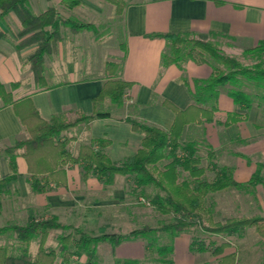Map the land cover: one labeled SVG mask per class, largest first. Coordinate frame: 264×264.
Instances as JSON below:
<instances>
[{
    "label": "trees",
    "instance_id": "obj_1",
    "mask_svg": "<svg viewBox=\"0 0 264 264\" xmlns=\"http://www.w3.org/2000/svg\"><path fill=\"white\" fill-rule=\"evenodd\" d=\"M29 1L0 0V17L10 11L17 16L21 24V29L15 35L17 48L36 44L35 50L25 58V63L33 74L35 84L43 88L47 86L43 73L45 56L57 51V45L65 33L63 29L78 33L82 30H93L94 25L82 22L72 15L63 16L55 7L34 13L27 5ZM106 1L114 6L117 14H122L126 7L125 0ZM80 3L81 0H60V4L68 10L76 8ZM163 36L167 41V48L161 55L164 66L174 63L182 68L187 60H191L196 64L209 65L211 73L207 78L194 79L193 88L183 78L192 99L185 108L179 109L172 102L163 100V104L174 112L169 128L163 129L129 117L125 118L132 130L142 134L136 152L125 162L112 160L105 153L103 148L107 144L106 139L95 138L81 144L77 154H72L68 149L71 138L60 139L62 132L82 123L88 124L97 117L107 115V112L78 113L68 119L53 115L44 119L29 96L15 100L12 93L0 82V101L4 105L12 106L28 133L26 138L17 139L12 145L3 148L9 173L0 178V205L2 194H8L9 185L16 180V157L20 150V155L27 165L30 187L35 192H44L61 184L67 165L77 164L81 166L83 180L92 175L108 184L115 175H120L131 177L136 189L148 186L156 188L157 191L147 197V203L160 214H172L173 220L158 227L143 225L126 232L89 234L72 224L61 223L55 217H29L23 224L9 223L0 226V237L12 235L19 246V251L14 253L8 245L0 243V264H56L58 258L59 264H101L95 259L96 247L100 242L107 241L115 248L123 242L158 231L169 233L173 240L179 233L192 227H200L210 234L239 237L243 236L248 228H253L256 234L264 239V215L232 216L224 218L223 221H214L211 207L206 205L208 194L229 187L240 190L254 188L253 185L262 182L258 170L246 181H239L232 176V168L220 166L216 176L208 180L204 177L208 166H203L200 158L196 156L195 142L184 143L181 139L186 124L214 120V115L219 110L218 99L223 92L231 98L237 110L225 112L223 120L218 122L222 126L246 121L253 105L264 106V39L244 50V55L258 60L246 65L235 56L224 53L211 41L174 33ZM209 60L216 65L211 64ZM115 66L114 62L105 64L106 79L93 99L95 105L104 99L121 105L127 98L132 83L114 77ZM17 85L18 83L14 82L11 87L14 89ZM247 86L256 91L250 92L246 89ZM207 158L210 160L209 167L216 169L218 164L212 160L213 148H209ZM164 159H167V162L159 167L158 163ZM179 169L186 171L188 178L179 179ZM143 193L142 191L139 198L144 199ZM204 221L207 222L206 226ZM56 229L69 232L58 237L57 248H47L45 243L49 233ZM33 239L38 240L34 253L28 247ZM152 245L153 242H147L145 249L155 251L159 255L158 261L173 263L171 258L160 257L173 252L171 244L154 248ZM188 247L193 252L208 250L216 257L217 264H239L235 251H225L230 247L229 241L217 243L209 238L208 243H205L204 240L194 238ZM82 255L85 258L81 260L79 257ZM135 262L136 259H125L115 264ZM260 264H264V259Z\"/></svg>",
    "mask_w": 264,
    "mask_h": 264
},
{
    "label": "crops",
    "instance_id": "obj_2",
    "mask_svg": "<svg viewBox=\"0 0 264 264\" xmlns=\"http://www.w3.org/2000/svg\"><path fill=\"white\" fill-rule=\"evenodd\" d=\"M125 1L126 7L121 14V21L126 42L118 44L120 57L116 59V78L129 81L132 85L128 89L127 98L118 105L125 107L121 113L101 109L107 99L96 105L93 103L94 97L99 93L106 79L105 73L102 75L80 73L78 51L83 53L82 44L89 43L88 39L82 37L94 31L95 24L92 23L93 30L78 33L65 30L63 38L57 45V51L45 56L43 73L47 86L41 88L35 84L33 74L25 63V58L35 50L36 44L17 48L15 35L21 29L17 16L10 11L0 17L2 33L0 36V82L12 93L13 99L29 96L44 119H49L53 115L71 118L78 113L91 114L94 111L108 113L93 119L88 124L82 123L73 127V129L79 127V134L83 138H80L83 140L80 143L76 135L65 131L60 134V139L71 138L69 144H77L76 152L70 151L72 154H77L81 144L95 138H103L107 140L103 149L112 160L116 161L125 156L131 157L140 145L142 134L132 130L130 123L125 120L126 117L167 129L172 124L174 112L163 104V100L172 102L179 109L185 108L192 102L183 78L193 88V80L207 78L211 68L209 65L196 64L191 60H187L182 68L174 63L164 66L161 62V55L167 48L164 34L174 33L208 40L226 53L236 52L238 55H244V50L264 39V0ZM42 3L39 1L38 5L42 6ZM104 7L107 8L106 13L114 8L106 0H81L74 11H88L95 16H100L103 14ZM72 10L66 13L67 16H75ZM80 21L83 22V20ZM93 42L96 41L93 40ZM14 82L18 85L13 89L11 84ZM222 97L230 104L229 109L226 110H237V106L225 92L219 96L218 103ZM242 122L233 123L227 127L220 125L215 119L189 123L184 126L181 139L187 138L194 141L203 133L206 140L211 136L216 138L215 146L208 141V144L216 150L225 139H234V136L224 138L221 128L229 129ZM253 126L256 127L255 124ZM207 127L212 129L208 131ZM26 136L24 126L15 115L12 106L4 105L0 101V153L4 154V147ZM16 163L17 177L14 182H17L18 186H14L17 188V198H25V193L20 190V187L23 189L24 185L30 186V183L27 165L20 155V150ZM8 173L7 159L0 155V178ZM116 179L114 177L108 184L92 175L83 180L77 164L67 165L61 184L44 192H36L25 201L23 207H28L34 213L40 210V214L44 217H55L58 221V217L65 219L67 221L64 224L78 225L79 222L86 221L85 223L91 224V228L92 226L97 228L110 226L113 222L103 218L98 212L90 215L89 211L87 216H85L86 213L81 215L79 209L82 208V204L74 192L76 188H85L89 192L106 191L113 196L112 198L110 195L111 198L107 200L111 201L124 194L123 188L116 187ZM96 204L100 205L94 201V205Z\"/></svg>",
    "mask_w": 264,
    "mask_h": 264
},
{
    "label": "rangeland",
    "instance_id": "obj_3",
    "mask_svg": "<svg viewBox=\"0 0 264 264\" xmlns=\"http://www.w3.org/2000/svg\"><path fill=\"white\" fill-rule=\"evenodd\" d=\"M39 1L41 3L43 2L41 4L42 6L38 5ZM27 5L34 13L48 7H55L63 16H67L68 14L66 13L70 12L58 0H30ZM106 9L105 7L102 8L103 14L100 16H95L88 11L76 12L74 9L72 10L74 11V17L83 20V22L90 21L89 23H93L96 26L94 31H90L82 37L89 41V43L82 44L84 46L83 53L78 51V64L81 68L80 73L84 75H102L106 73L105 64L107 62H114L116 66L113 75L116 77V59L120 57L118 44L126 42V38L122 31L121 14H117L115 8L106 13ZM93 40L96 42H93ZM223 52L226 53L225 51ZM226 54L235 56L246 65H251L258 61L257 59L249 57V55H238L236 52H228ZM262 59L264 60V54L262 55ZM104 61L107 62L104 63ZM209 61L211 64L216 65L212 60ZM246 89L250 92L251 90L256 91L250 86H247ZM218 106L220 110L216 112L214 117L217 123L224 118L225 112L231 111L226 110L229 109L230 104L224 101L223 97L219 101ZM258 107L256 104L252 106L249 111L248 120L242 122V124L233 125L229 129L221 128L222 132H224V138L234 136V139H225L216 150L213 148L212 160L219 165H216V169L209 167L210 160L207 158L208 150L212 148L208 144V141L215 146L217 142L216 138H212L210 134V139L206 140L202 133L199 135V138L193 141L196 145V156L200 158L203 166H208L204 174L206 179H213L220 166L232 168V176L239 181H246L256 170H258L259 176L262 179V182H257L253 185L254 188H249V190L253 189L251 192L249 190L229 187L216 193L208 194L206 197V205L211 207V216L214 221H223L224 218L232 216L264 215V106L261 105ZM102 108L109 111L112 110L114 113H121L125 109V107H119L112 103L109 99L105 101ZM211 129L212 127H207L208 131ZM25 132L28 136L26 129ZM65 132L78 136L79 143L83 141L80 140L82 135L79 134V127L74 129L70 128ZM182 141L186 143L190 140L185 138ZM68 149L71 152H76L77 144H69ZM0 155L5 156L1 153ZM128 158L129 156H125L116 161L125 162ZM166 162L167 159H164L158 163V166L161 167ZM78 170L81 171L80 165H78ZM115 177L117 178L115 182L116 187L123 188L124 193L122 197H115V200L107 201L108 198H111L109 197L111 193H107L106 191L89 192L85 188H76L74 192L82 204V208L79 209L81 215L82 213H86L85 216H87L89 211L90 215H95L98 212L103 218L112 221L113 225H105L102 228L92 226L91 228V224L85 223L86 221H84L74 226L89 234H97L103 232H126L136 227H142L143 225L158 227L173 220L172 214H160L154 207L147 203V197L155 193L157 191L156 188L148 186L136 189L131 177H122L120 175H115ZM184 178H188L187 172L179 169V179ZM14 185L18 186L17 182L11 183L8 194L4 193L1 196L0 226L9 223L23 224L29 217L43 218L44 216L40 214V210L34 213L28 207H23L25 201L29 200L36 192L29 185H24V188L22 189L20 187V190L25 193V198H17V188ZM142 191L144 192V199L139 198ZM94 201L100 203V205H94ZM58 219L62 223L67 221L60 217ZM66 219L68 218L66 217ZM204 225H207L206 221H204ZM68 232L69 230H51L45 246L47 248H57L59 246L58 237ZM13 237L12 235H3L0 237V243L8 245L12 252L17 253L19 246ZM194 238L204 240L205 243H208L209 238L214 239L217 243L229 241L230 247L226 248L225 251H235L239 264H260L264 259V239L258 236L253 228H248L244 235L239 237L236 235L210 234L200 227H192L189 230H184L173 240L170 238L169 233L158 231L142 238L138 237L132 241L123 242L115 248L109 242L103 241L98 243L96 247L95 259L101 264H115L125 259H136V262L132 264H168L158 261L157 258L159 255L155 251L145 249L147 242H153L152 248L166 244L173 246V252L171 254L166 253L160 256L163 258H171L173 260L172 264H217L216 257L208 250L203 252L190 251L188 245ZM37 246L38 240L33 239L28 247L34 253L37 250ZM84 258L83 255L79 257L81 260ZM59 261L60 259L58 258L56 264H59Z\"/></svg>",
    "mask_w": 264,
    "mask_h": 264
}]
</instances>
